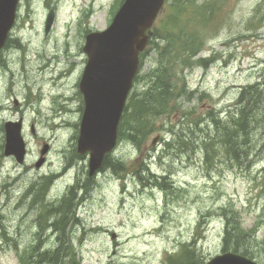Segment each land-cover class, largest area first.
Masks as SVG:
<instances>
[{
  "label": "rangeland",
  "instance_id": "1",
  "mask_svg": "<svg viewBox=\"0 0 264 264\" xmlns=\"http://www.w3.org/2000/svg\"><path fill=\"white\" fill-rule=\"evenodd\" d=\"M121 2H18L0 52V264H20L18 254L28 257L33 247L52 253L59 245L64 264H180L186 256L204 261L232 245L223 242L224 215L237 218L245 233L239 251L264 264V89L262 107L249 123L246 158L228 154L217 135L242 89L264 87V0H187L180 12L176 0H166L148 32L130 94L164 74L171 88L167 110L146 120L136 143L123 132L103 169L87 177V156L76 152L83 45L88 33L109 25ZM209 9L212 23L201 22L198 11ZM49 11L54 19L45 32ZM175 11L191 25L185 30L202 32L192 59L204 64L183 67L164 58V21ZM19 119L27 148L22 166L2 156L3 124ZM43 144L48 152L37 169ZM79 185L84 187L71 201L76 208L69 210L65 230L56 231L50 226L56 205ZM34 187L44 196L29 195ZM34 255L28 259L39 263Z\"/></svg>",
  "mask_w": 264,
  "mask_h": 264
},
{
  "label": "water",
  "instance_id": "2",
  "mask_svg": "<svg viewBox=\"0 0 264 264\" xmlns=\"http://www.w3.org/2000/svg\"><path fill=\"white\" fill-rule=\"evenodd\" d=\"M162 3L163 0H124L107 29L86 35L83 50L88 59L79 82L84 110L77 150L79 153L89 151V174L100 166L104 154L115 144L117 124L137 68L138 54L147 43L146 31L152 26ZM16 4L17 0H0V49L14 22ZM52 20L53 12L49 11L45 31ZM4 126L5 152H14L17 158H22L20 124L6 123ZM13 133L14 139L20 141L16 150H11L9 146V143L13 144ZM46 149L44 146L41 154ZM41 162L42 159L37 165ZM204 264L256 263L228 252Z\"/></svg>",
  "mask_w": 264,
  "mask_h": 264
},
{
  "label": "trees",
  "instance_id": "3",
  "mask_svg": "<svg viewBox=\"0 0 264 264\" xmlns=\"http://www.w3.org/2000/svg\"><path fill=\"white\" fill-rule=\"evenodd\" d=\"M187 0H176V6L173 3L175 10H179L180 12ZM211 4V3H210ZM208 5L206 2L204 3V7ZM205 10V9H204ZM204 10L198 11L202 14L201 16H196L197 18L201 17V22L204 21L205 23H209L213 21V14L212 9H209V13L204 15ZM211 12V15H210ZM166 20L164 21V51L163 55L164 58L173 57V61L179 63L178 65H182L183 67H188L191 62H199L204 64V60L202 58L197 59L194 61L192 58L197 56L201 50V44L204 39V36L201 35L202 32L198 33L194 31H187L184 28L191 29V25H188L186 22H183L177 11L171 13L170 15L165 17ZM183 23L187 24L183 26ZM169 24V25H168ZM166 25L168 28L165 30ZM171 26V28H170ZM184 27V28H183ZM170 29V30H169ZM169 30V31H168ZM168 31V32H167ZM160 58L162 55L160 54ZM171 62V60H169ZM173 62V63H174ZM154 76H157L156 82H154L153 86L147 88L142 93L139 92L138 94H133L132 99L129 103L130 111L126 110L124 112V116L120 123L119 127V136L122 137V133H126L128 140L133 143H136L144 131V129L148 126L147 121L148 118L155 114H161L167 110L168 104L170 103V89L168 87L169 83L167 80V76L164 74L156 73ZM256 86H248L247 88H243L239 95L238 105L236 106L235 110L229 115L228 122L225 125H221V127L217 130L219 136V144L223 146H227L229 148L230 145V152L236 151L241 154L247 153L246 149H249V141L250 138V131H249V123L250 119L252 118L255 110L258 111L262 107L263 99L260 95L261 90H255ZM249 91V92H248ZM252 92V93H251ZM262 94V93H261ZM260 106V107H259ZM255 109V110H254ZM254 111V112H253ZM252 113V114H251ZM246 119V120H245ZM213 123L215 124L216 121L213 117ZM246 122H245V121ZM131 123V124H130ZM229 125V126H228ZM255 128V127H254ZM241 134V135H240ZM124 137V136H123ZM243 137V138H242ZM126 138V139H127ZM240 138V139H239ZM243 139V140H242ZM244 139L246 141H244ZM224 140V141H222ZM242 140V141H241ZM240 141V142H239ZM246 142V143H245ZM225 144V145H224ZM240 144V145H238ZM248 145V146H247ZM237 147V148H236ZM243 152V153H242ZM108 157H106L103 161V165L106 164ZM118 170L122 169L121 164H116ZM62 200L61 202H63ZM62 204V203H61ZM58 204L57 206H59ZM69 205L64 206L61 208L58 207V215L53 223L50 224L56 231L63 232L67 223L69 222ZM62 210V212H61ZM57 211V209H56ZM225 216V229H224V237L223 242L226 246L227 241L230 240L232 245L228 250H232L233 252H240L243 255L248 256L246 250L239 251L241 249L238 248V242L245 241V233L241 230L240 225L238 223L237 218ZM236 220V221H235ZM61 246H57L56 250L52 253L46 251L47 253H39L33 247L32 252L29 254L28 257H21V261L24 264H33L28 258H31L34 255V258L39 259V263L37 260L34 264H40V262L45 264H64L62 259V249ZM225 251V249H223ZM184 259L185 262H196L194 259L191 260L189 256ZM33 258V260H34Z\"/></svg>",
  "mask_w": 264,
  "mask_h": 264
},
{
  "label": "bare ground",
  "instance_id": "4",
  "mask_svg": "<svg viewBox=\"0 0 264 264\" xmlns=\"http://www.w3.org/2000/svg\"><path fill=\"white\" fill-rule=\"evenodd\" d=\"M264 89V87H262L260 90H263ZM259 91V90H258ZM249 92V91H248ZM252 93V92H251ZM262 93V92H261ZM255 110V109H254ZM255 113H256V111H255ZM263 115V114H262ZM252 118H253V116H252ZM263 118H264V115H263V117L260 119V123H261V125H262V122H263ZM246 120V119H245ZM244 120V121H245ZM250 121V123H251V119L249 120ZM246 122V121H245ZM259 122L257 123V125H256V123H254V125H253V129L254 130H256L257 131V126H258V124H259ZM229 126V125H228ZM260 126V125H259ZM64 127H67L66 125H64ZM255 127V128H254ZM261 129H262V127H260ZM262 132H264V131H262ZM241 135V134H240ZM243 138V137H242ZM240 139V138H239ZM243 140V139H242ZM241 140V141H242ZM222 141H224V140H222ZM244 141H246L245 139H244ZM240 142V141H239ZM246 143V142H245ZM225 145V144H224ZM238 145H240V144H238ZM230 146V145H229ZM248 146V145H247ZM220 147H222L228 154H231V155H233L234 157H235V155H237V150L236 151H233V152H230L231 150H230V147L228 148V145L227 146H223V145H220ZM249 147V146H248ZM237 148V147H236ZM248 150V149H247ZM243 153V152H242ZM239 155H241V156H244L245 158H246V156L247 155H249V153L247 152V153H243V154H241L240 152H239ZM45 185H46V183H45ZM44 186V185H43ZM83 187H84V185L82 186V185H79V186H77V187H75V186H72L71 187V189H70V195L67 197V198H65V199H63L64 201L63 202H60L59 204L61 205V208L63 207V205L64 206H67V204L69 205V210L70 211H73V210H75V208H76V204L75 203H72L71 201H72V199L73 198H75V196L77 195L76 193H78L80 190H82L83 189ZM41 189L43 190V191H46V188H42V186H41ZM32 193H34V195L35 194H39V195H43V192H41V190H40V188H37V187H34L32 190H31V192L29 193V195H31ZM44 196V195H43ZM62 203V204H61ZM77 203V202H76ZM48 204H50V202L48 201ZM60 205L59 206H57L56 205V208H57V210H58V207H60ZM48 207H50V205H47ZM73 213V212H72ZM72 215H74V213L72 214ZM55 221V220H54Z\"/></svg>",
  "mask_w": 264,
  "mask_h": 264
},
{
  "label": "flooded vegetation",
  "instance_id": "5",
  "mask_svg": "<svg viewBox=\"0 0 264 264\" xmlns=\"http://www.w3.org/2000/svg\"><path fill=\"white\" fill-rule=\"evenodd\" d=\"M2 156H6V157H10V158H12V159H14V157L12 156V155H6V154H4V152H3V149H2ZM16 166H22V165H16ZM40 168V167H39ZM38 169V168H37ZM47 178H49V176L47 175V177H44V180H42V182H47Z\"/></svg>",
  "mask_w": 264,
  "mask_h": 264
}]
</instances>
